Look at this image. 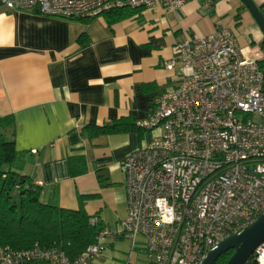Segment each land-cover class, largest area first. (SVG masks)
Here are the masks:
<instances>
[{
	"label": "crops",
	"instance_id": "1",
	"mask_svg": "<svg viewBox=\"0 0 264 264\" xmlns=\"http://www.w3.org/2000/svg\"><path fill=\"white\" fill-rule=\"evenodd\" d=\"M218 22L234 30L245 56H264V34L240 0L144 9L111 25L103 15L65 19L0 6V116L14 120L15 170L41 187L44 203L82 208L114 227L127 208L120 161L158 130L93 135L90 127L145 119L155 97L177 82L176 71L163 67L174 45ZM126 260L149 263L117 239L106 240L93 264Z\"/></svg>",
	"mask_w": 264,
	"mask_h": 264
},
{
	"label": "built area",
	"instance_id": "2",
	"mask_svg": "<svg viewBox=\"0 0 264 264\" xmlns=\"http://www.w3.org/2000/svg\"><path fill=\"white\" fill-rule=\"evenodd\" d=\"M198 0H0L7 9L86 19L113 9L181 8ZM264 14V5L261 7ZM264 59L245 56L233 29L216 23L184 34L163 63L177 82L158 94L144 130H158L119 164L125 217L99 224L96 241L74 258L57 246L0 247V264H93L106 240L127 239L148 264H201L221 241L264 213ZM264 264V242L253 252ZM124 264H131L128 260Z\"/></svg>",
	"mask_w": 264,
	"mask_h": 264
},
{
	"label": "trees",
	"instance_id": "3",
	"mask_svg": "<svg viewBox=\"0 0 264 264\" xmlns=\"http://www.w3.org/2000/svg\"><path fill=\"white\" fill-rule=\"evenodd\" d=\"M261 7L262 5L260 10ZM135 12L136 10L119 8L102 15L111 25ZM236 20L239 21L238 15ZM80 39L81 36L79 41ZM261 47L264 48V42ZM13 126L11 115L0 116V247L28 249L37 242L40 245L57 246L70 258H74L88 245L95 243L101 223L91 224L92 216L82 208L65 209L44 203L40 199L41 187L15 170ZM90 130L93 135L145 131L128 118H120L102 126L92 125ZM232 253L233 250L222 253L213 264H225ZM246 264H257L253 255Z\"/></svg>",
	"mask_w": 264,
	"mask_h": 264
},
{
	"label": "water",
	"instance_id": "4",
	"mask_svg": "<svg viewBox=\"0 0 264 264\" xmlns=\"http://www.w3.org/2000/svg\"><path fill=\"white\" fill-rule=\"evenodd\" d=\"M240 2L264 34V14H262L260 6L253 0H240ZM262 242H264V213L250 225L221 241L208 252L201 264H213L219 255L228 250H233V253L225 264H246L255 248Z\"/></svg>",
	"mask_w": 264,
	"mask_h": 264
},
{
	"label": "rangeland",
	"instance_id": "5",
	"mask_svg": "<svg viewBox=\"0 0 264 264\" xmlns=\"http://www.w3.org/2000/svg\"><path fill=\"white\" fill-rule=\"evenodd\" d=\"M255 56L257 59H260V60L264 59V56L260 55V52H256ZM0 185H1V179H0Z\"/></svg>",
	"mask_w": 264,
	"mask_h": 264
}]
</instances>
